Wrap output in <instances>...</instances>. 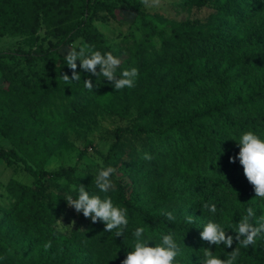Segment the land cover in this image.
<instances>
[{
	"label": "trees",
	"instance_id": "1",
	"mask_svg": "<svg viewBox=\"0 0 264 264\" xmlns=\"http://www.w3.org/2000/svg\"><path fill=\"white\" fill-rule=\"evenodd\" d=\"M121 4L142 25L115 48L95 19L105 14L116 18ZM186 4L208 7L211 13L205 19L170 21L167 29L129 0H0V36H22L27 45L0 51L5 80L0 85V135L11 144L0 147V160L8 167L23 164L34 178L30 184L11 179L5 187L0 264H122L133 250L137 227L145 228L152 247L172 232L182 249L177 264H201L202 248L226 259L238 245L216 247L204 241L201 232L209 221L235 236L228 226L238 223L248 207L257 217L264 215V199L256 197L244 175L237 142L247 131L264 139V0ZM41 30L45 35L37 43ZM77 41L102 53L112 51L122 61L118 76L139 69L135 87L116 92L106 78L79 66L81 80L65 82L61 76L71 77L72 70L56 56ZM14 64L21 67L14 71ZM89 78L92 90L84 85ZM93 106L131 119V125L116 129L107 154L96 150L106 165L113 164L112 157L117 160L115 190L105 194L93 185L95 193L128 209L129 224L120 237L82 212L75 227L61 229L69 206L66 194L52 191L48 183L72 179L76 166L47 165L73 122ZM127 135L134 138L130 156L121 152ZM144 153L153 159H143ZM205 203L215 204L216 212L204 209ZM162 210L173 212L176 220H168ZM188 215L195 223L187 222ZM235 264H264V237L241 248Z\"/></svg>",
	"mask_w": 264,
	"mask_h": 264
},
{
	"label": "clouds",
	"instance_id": "2",
	"mask_svg": "<svg viewBox=\"0 0 264 264\" xmlns=\"http://www.w3.org/2000/svg\"><path fill=\"white\" fill-rule=\"evenodd\" d=\"M141 3L148 8L158 7L160 0H141ZM118 43V41H114ZM77 60L83 71L90 73L92 76L100 78L101 76L110 81L116 92L124 88L135 87L137 78L139 77V69L132 67L125 69L117 75V70L122 61L113 54L112 51L102 53L94 50V46L80 47L79 50L72 48L65 56L67 66L72 70L71 77L63 74L61 77L69 84L79 82L81 75L77 72ZM99 67V71L97 68ZM87 89H93V82L89 78L84 81ZM240 146L239 162L243 165L244 175L251 185L254 187L256 197L264 199V139L253 131H247L241 135L237 141ZM143 159L151 161L153 159L150 153H144ZM237 157H232L231 162L235 163ZM116 169L113 166H105L100 162V167L95 174L93 183L102 193H109L115 190L112 180ZM76 197L67 194L64 199L68 205L73 207L77 213L82 212L85 218H90L93 223L102 221L106 227V232L115 230L116 237L124 236V232L128 227V209L119 207L113 203L110 196L101 197L97 193H90L83 184H78L75 189ZM204 209H208L212 213L216 212L215 204L205 203ZM170 221H175L176 216L173 212L162 210ZM188 223H195L192 215L187 216ZM254 221V222H253ZM75 223V222H73ZM236 233L235 236L228 235L225 226L221 223L209 221L201 232V238L210 245L216 247L224 245L231 248L234 241H238L237 247L228 253L226 259L217 256L211 248H202L203 257L201 264H235L240 256L241 248L254 246L258 237H264V215L256 216L253 207L246 209L244 215L238 223L228 226ZM145 228L137 227L133 230V250L128 251L126 258L122 264H177L176 258L182 255L181 247L176 243L172 232L162 234L161 243L155 247L149 246V239L144 238ZM51 246V242L45 244V248Z\"/></svg>",
	"mask_w": 264,
	"mask_h": 264
},
{
	"label": "rangeland",
	"instance_id": "3",
	"mask_svg": "<svg viewBox=\"0 0 264 264\" xmlns=\"http://www.w3.org/2000/svg\"><path fill=\"white\" fill-rule=\"evenodd\" d=\"M137 8L146 12L149 17L152 14L153 18H156L158 25L169 29V22H177L185 19L196 20L205 19L210 13L211 9L208 7L200 8L196 5L186 4L188 0H160L158 7L148 8L145 7L141 0H129ZM115 2V1H114ZM118 4L117 2H115ZM157 15V16H156ZM135 14L125 8V4L118 6L116 10V18L107 16L97 17L95 23L104 33L105 40L112 47L119 46L123 36L129 32L139 33L141 30V18H135ZM161 18H165L162 22ZM39 39L37 43H41V38L45 35L44 30L39 33ZM56 41V40H55ZM118 41V43H114ZM44 45L48 46V40L44 41ZM27 46L22 36H0V51L8 49H16L18 47ZM85 47L80 41L75 42L72 46L64 47L60 50V53L56 56L57 61L65 59L66 54L72 49L77 47ZM4 61V60H0ZM7 61L11 62L10 59ZM80 61L77 60V65H80ZM14 71L16 67L21 65L14 64ZM5 80L3 78V71L0 69V85H4ZM131 125L130 118H122L117 115L111 114L107 111L101 110L97 106L91 107L81 117L77 118L71 129L67 133L65 142L60 145L55 154L50 159L47 168L57 169L62 166H76V170L72 176V179L66 177L48 179V183L51 185V190L54 192H61L63 194H71L75 192L78 184H83L87 191L95 193V186L93 181L95 174L97 173L100 162L103 165L104 159L96 152L107 154L112 144L116 141L115 132L119 126ZM134 138L126 136V146L121 150L126 156H130L133 153L132 143ZM87 153L81 159H79L80 153L86 147ZM0 147L10 148V142L0 135ZM117 162L115 157H112L110 166L116 169V172L112 176L114 185H116V179L119 178V172L117 166L114 164ZM11 179H16L24 183H32L34 178L25 169L23 164H16L14 167H8L3 160H0V205H7L5 200V187ZM58 187H62L59 189ZM78 213L73 207L68 206L64 213V218L61 220L59 226L65 231H70L78 223ZM75 222V223H73Z\"/></svg>",
	"mask_w": 264,
	"mask_h": 264
}]
</instances>
